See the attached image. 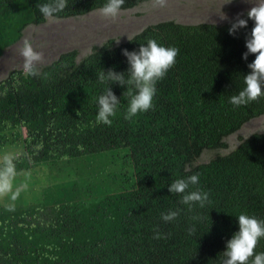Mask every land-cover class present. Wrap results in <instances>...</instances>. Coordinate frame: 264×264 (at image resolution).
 I'll return each mask as SVG.
<instances>
[{
	"label": "trees",
	"instance_id": "16d2710c",
	"mask_svg": "<svg viewBox=\"0 0 264 264\" xmlns=\"http://www.w3.org/2000/svg\"><path fill=\"white\" fill-rule=\"evenodd\" d=\"M144 1L125 0L121 10ZM47 2L0 0V57L27 26L45 22L38 6ZM106 3L67 0L56 17L83 15ZM242 18L247 27L234 35L229 34L233 22L158 23L123 46L104 43L79 63L70 51L41 67L39 76L12 69L0 81V147L20 142L17 172L30 163L74 166L77 159L112 149H125L133 169L130 186L122 182L118 192L69 202L48 196L44 206L1 211L0 264H223L227 242L239 231L238 216L264 220V134L188 174L184 170L202 149L223 146L224 136L264 114V96L246 106L230 103L245 87L243 77L256 58L243 59L255 22L247 14ZM149 39L179 53L157 81L153 107L125 119L127 87L101 83L98 74L113 69L127 78L130 65L123 50L138 52ZM109 86L120 100L110 126L96 121L98 97ZM193 174L200 180L188 191L209 193L203 208L182 204L183 194L164 186ZM177 210L174 220L162 219V213ZM157 233L162 238L156 239ZM261 252L264 238L254 254Z\"/></svg>",
	"mask_w": 264,
	"mask_h": 264
},
{
	"label": "clouds",
	"instance_id": "9594fccd",
	"mask_svg": "<svg viewBox=\"0 0 264 264\" xmlns=\"http://www.w3.org/2000/svg\"><path fill=\"white\" fill-rule=\"evenodd\" d=\"M148 1L150 0L144 1L142 3ZM124 3L125 0H107V3L98 10L99 13L104 18L114 20L115 18L118 17L120 11H127V10H121ZM142 3H139L138 5ZM167 4H168V0H152L153 7L164 8L167 6ZM38 7H39V12L42 14V16L45 19V22L48 21L50 23L55 22L56 19H69L72 17H80L98 11L95 10L83 15L70 16L69 18H57L56 14L66 9L67 0H48L47 3L39 5ZM132 8H128V9H132ZM221 13L222 14L219 15L220 20L221 21L227 20L228 17L222 11ZM246 14H247V18L253 20L255 24L254 27L252 28L250 37L246 39L245 46L248 51L243 54V59L247 60L249 54H254L256 58L252 63L248 65V68L251 70L250 73L243 77L245 87L243 88V90L239 91L237 95H233L230 97V103L237 107L242 105L246 106L250 102L256 101L258 100V98L264 96V0H255V3H253V6L250 8V10L245 11L243 14L237 15V17L234 20L223 24H209V23L180 24L172 20H164V21L156 22V24L163 22H172L174 24L181 26H185V25L192 26L199 24H206L210 26H214V25L222 26L233 22L231 24V27L229 28V34L234 35L239 29L247 27L248 20L242 18ZM45 22L43 23L41 22L40 24H44ZM156 24L146 26L145 28H143L133 36L141 33L144 29L150 26H155ZM29 26H27L26 28H28ZM23 31H22V36H23ZM133 36H131L130 38H132ZM21 38L18 41H20ZM128 40L126 42H128ZM18 41L16 43H18ZM107 42H111V44H113L112 41L110 40L104 43ZM126 42L120 45L113 44V46L120 47L125 45ZM16 43L10 45V47H8L6 50L14 46ZM6 50L4 51L1 57L4 56ZM71 51H75V50H71ZM93 52H91L90 54H92ZM66 53H62V54H66ZM178 53H179V49L175 47H164L161 46L155 39H149L146 45L140 46L138 52L137 51L129 52L127 49L123 50L122 54L127 58V61L130 65L127 71V78L125 75L126 73H118L113 69H108L106 72L104 70L99 72L98 80L101 83L110 82V85L116 83L119 84L121 87L124 86L127 87V91L124 93V95L126 94L128 97H130V100H129V105L125 119L130 120L133 117H135L138 113L147 112L153 107V99L156 94L157 81L163 79L167 74V72L169 71V69H171L174 66ZM19 54L23 58L22 71L28 76L31 77L39 76L41 67L43 68L47 66L45 65V66H41L40 68L38 67V65L42 64L44 61V54L41 51H37L33 47V43L28 38H25L22 41V46L19 48ZM82 60L77 61V52H76V63H79ZM14 70H21V69H14ZM7 91L8 89L5 88L3 94L6 95ZM119 103L120 100L114 95L110 86L106 87L103 94L98 97L99 110L96 116L97 123H102L110 126L112 124L111 118L115 117V115L117 114V108ZM262 117H264V114L251 118L247 120L245 123H243L238 130L224 136L222 138L223 146H217V148H213V149H205V148L202 149L199 155L191 163H189V165L185 167L184 172L185 173L189 172V170L193 167L206 165L218 156L223 157L229 155L230 153L234 152L244 141H246L247 138H249L252 135L264 134V131H258V132H252L251 134L246 136V138L239 137L240 142L232 149H229L230 147L228 146V142H227L228 138L232 136L238 137L239 136L238 133L242 130V127L244 125L248 124L249 122H252L255 119ZM217 150H222V151L230 150V151H228L225 154H219V153L216 155L211 154V152H215ZM124 151L125 149H119V150L112 149L101 152V154L108 152L120 154L123 160L122 166H124L121 168V170H123L124 172L119 173V182L117 183V185L111 190L104 192L105 194H108L110 192H118L122 190L121 187L122 182H124L125 186L126 185L130 186L132 182V170H133L132 165L130 164L129 160L123 155ZM19 152L20 153L17 152L16 155L12 153H6L3 156L2 160H0V198L8 197L10 199L12 203H10L7 206V210L9 211L15 210L14 202L19 198L21 193L27 189V183H20V184L15 183L16 178L18 176L15 161H16V157L21 155L22 149ZM93 156H97V155H92L89 157H93ZM204 156H209L207 157L208 160L204 161L203 158ZM57 163H62V162H57ZM57 163H40V164L41 165L54 164V169H55V165ZM35 165H37V163L36 164L30 163L27 169L33 168L35 167ZM199 180H200L199 175L193 174L187 178L177 179L173 183L172 180H169L164 184V186L167 187L169 184H171L168 187V191L170 193L183 194L181 200L182 204L191 206L193 203H198L199 206L203 208L205 204L209 202V193L203 192L199 189L194 191L192 190L188 191L190 186L197 185L199 183ZM178 215H179V210L170 211L168 214H163V213L161 214L162 219L165 222L174 220ZM238 223H239V231L235 233L232 236V238L227 242L226 251L223 253V256L226 257V259H224L223 264H264V252H261L259 254H254V250L256 249L259 240L261 238H264V220H258L254 216H250L247 214H240L238 216ZM155 238L160 239L162 237L159 233H157Z\"/></svg>",
	"mask_w": 264,
	"mask_h": 264
},
{
	"label": "rangeland",
	"instance_id": "374dc122",
	"mask_svg": "<svg viewBox=\"0 0 264 264\" xmlns=\"http://www.w3.org/2000/svg\"><path fill=\"white\" fill-rule=\"evenodd\" d=\"M230 2L231 0H168L166 7L159 8L153 7L150 0L127 11H120L114 20L104 18L98 10L80 17L56 19L52 23L46 21L44 24L29 26L23 31L21 40L0 58V80L5 79L12 69L23 70L19 48L25 38L33 43L37 51L44 54V61L38 65L39 68L71 50L77 52V61H80L104 42L110 40L114 45H120L146 26L159 21L172 20L180 24H223L232 21L237 15L250 10L255 0ZM221 11L228 17L227 20H220ZM258 131H264V117L244 125L238 137L228 138L229 149L240 142L239 137L246 138ZM19 151L20 142L14 147H0V160L6 153L16 155ZM228 151L217 150L211 154H225ZM207 157L209 156L203 157L204 161L208 160ZM122 163L120 154L108 152L77 159L74 166L62 162L57 163L54 169V164H37L20 171L15 183H27V189L14 202L15 209L37 206L41 202L46 205L50 201L48 196L65 202L93 198L117 185L119 173L124 172L121 170L124 167ZM10 203L12 202L8 197L0 198V212L7 210Z\"/></svg>",
	"mask_w": 264,
	"mask_h": 264
}]
</instances>
